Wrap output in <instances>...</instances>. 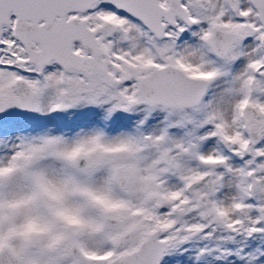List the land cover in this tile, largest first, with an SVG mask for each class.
<instances>
[{"label": "rangeland", "instance_id": "rangeland-1", "mask_svg": "<svg viewBox=\"0 0 264 264\" xmlns=\"http://www.w3.org/2000/svg\"><path fill=\"white\" fill-rule=\"evenodd\" d=\"M230 1L186 0L196 26L187 37L177 32L174 43L176 31H170L158 53L147 51L138 21L106 7L86 15L90 27L113 29L98 35L109 54V83L64 73L55 63L38 74L18 60L26 54L5 32L0 99L12 103L0 120V250L16 264H76V246L92 264H108L137 248L155 221L168 246L161 264H264L262 28L250 1ZM214 30L244 40L229 38L220 57L211 51ZM174 52L188 71L216 68L208 98L194 109L157 105L140 126L148 105L136 77L148 73L147 60L158 55L174 63ZM18 79L33 92L27 114L14 88ZM219 137L231 142L227 154ZM219 155L225 161L215 168L202 163ZM118 166L128 169L124 191L114 182ZM209 169L212 177L197 182L179 216L170 217L167 206L183 197L181 183Z\"/></svg>", "mask_w": 264, "mask_h": 264}, {"label": "water", "instance_id": "water-1", "mask_svg": "<svg viewBox=\"0 0 264 264\" xmlns=\"http://www.w3.org/2000/svg\"><path fill=\"white\" fill-rule=\"evenodd\" d=\"M99 1L101 0H0V31L3 25L9 24L10 15L14 14L18 20L17 38L25 47L28 62L36 65L40 74L46 65L55 62L65 71L92 74L104 77L109 82L112 75L107 71L104 62L101 65V58L107 56V53L94 39L96 31L87 28L85 19H67L70 13L94 10ZM104 1L123 12L137 16L153 31L163 27V18L171 20L175 15L188 16L181 5L182 0H168L167 8L161 5L160 0ZM251 1L262 24L264 44V0ZM78 40L91 53L90 57L74 52V43ZM138 84L142 96L150 104L179 108L198 104L207 89V81L190 79L182 71L170 66L139 77ZM15 89L20 93L21 101H25L21 111L28 113L33 101L29 84L19 79ZM10 105V100L0 99V118ZM115 175L119 186L124 189L127 170L118 167ZM161 234L160 229L151 232L135 250L121 259L111 261L110 264H160L166 248L165 242L159 238ZM119 246L120 243H117L116 248ZM74 253L77 264H92L93 261L84 256L78 247L74 249ZM0 264H16V258L3 248L0 251Z\"/></svg>", "mask_w": 264, "mask_h": 264}, {"label": "flooded vegetation", "instance_id": "flooded-vegetation-1", "mask_svg": "<svg viewBox=\"0 0 264 264\" xmlns=\"http://www.w3.org/2000/svg\"><path fill=\"white\" fill-rule=\"evenodd\" d=\"M225 1L229 4V6L232 5V3H231L230 0H225ZM179 25L181 27L180 30H178ZM187 30H191V28H188L182 20H177V24L173 28H169V30H168L167 35H166L165 38H168V33L170 31L171 32L176 31L175 32V36H173V38H172V43H174L175 42V39L177 37L176 33L179 32L180 35H184L187 32ZM187 33H189V32H187ZM227 34L228 33L225 34V33L221 32L220 30H216V31L214 30L213 43H212L213 44V49L211 48L212 49L211 51H212L213 54L216 53L220 57H223L224 56V52H226L227 49H228V48H226L228 46L227 40L229 38H238L239 37L238 34L235 37H233L232 35H227ZM187 35L188 34H185L184 37H187ZM219 37H221V39H219ZM165 38H163V39L156 38L151 33V39H149V41L145 45V46H147V51L151 53V49L154 47L157 50V53H158L160 50L157 49L156 47H157V45L159 43L163 42L165 40ZM241 38L243 39V37H239V41L238 42L242 41ZM172 48L175 49V50L178 49L175 46H172ZM174 54H175L174 55V59L176 58L174 63H169V62L163 60V58L160 57L159 55L155 57V60H153V59L152 60H147L148 61L147 64L150 67V71L152 69L154 70V68L158 69V67L160 68V67H163V66H166V65H171L173 67H177V68L185 71L187 73V75H190V76L191 75H200V74H203V75L213 74L214 75V78H215V75L217 73L216 68H212V69H208V70H203V68H201V66L199 65V66H194L192 68L193 71H188V67L185 65L184 59L182 57L180 58L181 53L180 52H178V53H175L174 52ZM205 54H208V53H205ZM160 55H162V54H160ZM156 64H159V65H156ZM203 64L206 65L207 63H204L203 62ZM192 65H194V64H192ZM249 108H250V105L246 109V115H245L246 116V119H247V111L249 110ZM248 122L249 121H247V123ZM202 163H205L207 166H210L211 168H215V166H216V164L215 163H212L210 160L207 161V162L204 161ZM210 177H212L211 169L206 170V171L204 170V179L203 180L205 181V180H207ZM191 178H193V177L188 178V180L191 179ZM199 181H201V180H199ZM199 181H196V182L192 183L191 187L192 188L193 187L195 188L196 185H197V182H199ZM184 205H185V203H183V202L180 203L179 202L177 209L176 208H173L172 212L173 213H176V215L179 216L180 211H181V209H182V207ZM160 208H161V212L164 211V207L163 206H160ZM167 214L170 216L169 211H168V206H167Z\"/></svg>", "mask_w": 264, "mask_h": 264}, {"label": "bare ground", "instance_id": "bare-ground-1", "mask_svg": "<svg viewBox=\"0 0 264 264\" xmlns=\"http://www.w3.org/2000/svg\"><path fill=\"white\" fill-rule=\"evenodd\" d=\"M101 65H103V62H101ZM101 78H102L104 81H106L104 77H101Z\"/></svg>", "mask_w": 264, "mask_h": 264}]
</instances>
